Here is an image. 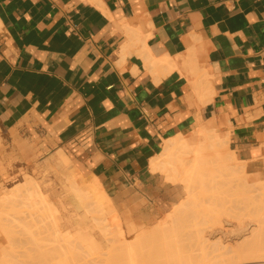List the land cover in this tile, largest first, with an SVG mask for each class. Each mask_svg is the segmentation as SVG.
<instances>
[{
    "label": "crops",
    "instance_id": "1",
    "mask_svg": "<svg viewBox=\"0 0 264 264\" xmlns=\"http://www.w3.org/2000/svg\"><path fill=\"white\" fill-rule=\"evenodd\" d=\"M148 51H195L211 99L201 104L181 70L154 73ZM211 118L264 173V0H0L5 146L31 144L44 167L83 170L112 198H155L151 159Z\"/></svg>",
    "mask_w": 264,
    "mask_h": 264
},
{
    "label": "rangeland",
    "instance_id": "2",
    "mask_svg": "<svg viewBox=\"0 0 264 264\" xmlns=\"http://www.w3.org/2000/svg\"><path fill=\"white\" fill-rule=\"evenodd\" d=\"M219 123L218 128L216 127V130L219 131L216 134L219 137L230 136L224 134V123ZM198 125L199 123L193 129H197ZM190 133H187L188 136ZM197 139L195 137L194 141H196L193 143H197ZM226 149L222 147L221 150L228 154L227 156H231L232 153ZM223 152L221 153L224 154ZM0 157V264H133L130 259L134 255L132 259L134 264H236L232 261L237 257L227 256L216 259L203 255L214 251L215 248L212 246L214 243L209 244L210 248L208 249L202 246V237L205 234L203 231L208 224L200 222L201 217L197 219L199 222L197 224L191 210H188L182 216L184 218L179 220L177 223L179 227L168 228L165 230L168 231L166 232L168 234L164 231L162 237L161 234H154V231H159L160 228L162 231V227L165 228L161 224L168 220V217L170 218L171 213H174L175 206L188 200L182 186L174 185L163 172H153L160 189L155 198L136 196L133 199L130 197L121 199L109 196L114 205L113 209L109 210L112 212L103 210L104 213L100 211L102 209L99 211L91 209L92 212L88 214L89 218L85 222L87 221L86 225L91 227V234L93 233L95 238L93 242H97L100 249L99 252H96L98 249L94 251V247L93 251L90 248L89 251L86 243L80 241L81 239L77 236L80 228L84 227L85 230V223H82L81 226L76 221L84 216L87 207L80 211L74 207L71 197L74 196V185L61 170L55 165L49 168L43 166V161L49 157L47 153L37 152L31 144H23L20 141L7 143L5 146L3 138L0 137ZM236 164L242 165V167L243 164L246 165L245 162ZM245 169L246 173L242 172V178L247 177L245 180H248L247 182L253 186L252 188L256 186L263 188L258 192L264 191V173H250L247 167ZM80 173L87 180L92 179L86 176L83 170ZM234 191L233 198L232 195L225 196L230 200L234 199L233 202L223 197L225 200H229V203L223 200L225 204H233V207L240 200L239 194H236L240 191ZM207 194L210 195L209 192ZM246 194V192L242 193L241 197ZM80 196L87 195L81 193ZM237 197L239 198L237 199ZM244 199L245 201L248 199L247 202H250L249 204L252 202V205L258 201H255L252 194L249 193L246 198L242 199V202ZM85 202L86 205L89 204L87 198ZM259 207L261 208V206ZM106 211L110 213L109 216H112V219L107 217ZM113 213L114 215H112ZM103 218H106L107 221ZM117 218L119 219L113 222L121 220L120 224L117 223L121 229L115 226V223L110 227L112 220ZM157 226L161 227L157 228ZM106 227L110 228L108 232L104 231H107ZM118 229L124 239L121 238ZM92 235L91 238H93ZM166 235L168 236L166 237ZM262 235L264 236V232ZM263 236L262 240L264 241ZM137 238L143 240L141 247L138 246V248L134 245ZM124 242L125 244L126 242L134 243L137 250L131 245L132 243L128 245L129 249H126V245L123 246ZM216 243L215 246L218 245ZM130 250H132L131 254ZM135 251L137 252L135 253ZM240 264L261 263L243 262Z\"/></svg>",
    "mask_w": 264,
    "mask_h": 264
},
{
    "label": "bare ground",
    "instance_id": "3",
    "mask_svg": "<svg viewBox=\"0 0 264 264\" xmlns=\"http://www.w3.org/2000/svg\"><path fill=\"white\" fill-rule=\"evenodd\" d=\"M146 39L147 37L141 40ZM148 40L149 38L147 39V41ZM145 43L147 42H142L143 45ZM146 45L147 47L144 45L145 47L141 49L142 52L139 51L141 52L140 54L144 52L142 54V57L143 55H145V53H147V49L150 48L148 44ZM148 52H150V54H148L144 58V61L146 60L145 63L147 67L151 68L154 73L156 72L158 76L161 75L160 72H162V70H164L166 74L172 72L175 69L181 70L184 75L187 74L186 77L188 76V79H190L192 86H194V89L199 96L200 103L202 102L201 104L206 103L211 99L213 88L210 83L211 80H209L210 71L208 72L207 70L209 68L199 67L198 64H200L201 62H197L199 59H197L198 57L196 56L197 53H195V51L193 53L190 52L189 54L187 53V55H180L178 57H170V55L167 54H164V57L163 55L161 57H156L152 54L153 51ZM198 123L199 125L197 129H193L189 134L190 136H188V134H178L177 136L166 139L164 141L162 151L157 156L151 159V169L153 171L161 173L163 172L164 174H166L167 178L170 179L172 183H174V185H181L188 197L187 201L181 204L179 203L178 206H175L176 208H174V213H171L170 218H167L168 220H163L164 223L161 225H163L165 228L162 227V231L161 228L159 231H154V234H161L160 236L162 237V234L165 230H168V228L173 229V226L179 227V224H177L179 223V220L181 218H184L182 216H184V214L187 213L188 210H191L192 216L194 217V220H196L197 224L199 223L197 219H200V217L202 219L200 220V222L208 224L203 231L205 234L202 237V246L205 247V249L206 247L208 249L210 248L208 246H210L211 244H215L216 242V244H218L216 246L213 244L212 246L213 248H215L214 251L212 253H204L203 255L205 257L220 259L229 256L237 257L232 261L236 264H240L243 262H258L264 264V241L262 240V234L264 232V191L258 192L259 189L262 190L263 188H258L260 186L252 188L253 186H251V184L247 182L248 180H245L247 179V177L242 178V172L246 171L245 167H247V165L244 166L243 164L242 167V165H238L239 163L236 164L237 162L244 163L245 161L239 160L236 156L235 151L231 150L229 146L231 138L230 136H221V138L218 136V134H216V132L218 133L219 131L216 130L218 128L217 125L219 126V124H217V121L214 119L209 121L201 120V122ZM228 134L230 135V133ZM195 137L198 138L197 143H193ZM222 147L227 148L226 150L228 152H231L232 155L227 156L228 154H225L221 150ZM221 152H223L225 155ZM238 172H240L241 177ZM68 179L72 181L74 185L73 192L77 195L71 196L75 205L74 207H76L78 211L87 207V212L84 214V216H81V218L78 219L79 221H76L80 225L82 223H85V230L84 227L80 228V230H78L77 232L79 233L77 234V236L81 239L80 241L86 243L88 250L89 248L91 250L94 247V251L98 249L96 252H99L100 249L97 246V242H93L95 238L92 235L93 233L91 234V227H88L86 225V223L88 222H85V220L89 218L88 214L92 212L91 209H98V211L99 209H102L100 211L108 210V212H112L109 211L114 207L112 199L107 195L103 184L96 177L92 178L91 180H87L81 179L78 176H70L68 177ZM248 183L250 184V186ZM234 190H236V192L237 190L240 191L236 193L237 195L239 194L238 196L240 198L237 197V199L239 198L240 200L233 207V204H225V202L229 203L228 201L230 200L225 196L230 197L232 195L231 197L233 198V196L235 195ZM232 191L234 192L232 193ZM207 192H209L210 195H206ZM245 192L247 194H252L254 200H258L256 202L261 203L257 204L254 202L255 205H252L251 202V204H249L250 202H247L249 197L246 201L244 199L242 202V199L247 197V194L246 196H242L243 198L241 197V194ZM81 193H85L87 196H80ZM228 193L231 194L229 195ZM223 197L229 200H225V198ZM86 198L89 200V204L87 205L85 202ZM223 200H225V202ZM233 200L231 199L230 201L233 202ZM259 206H261V208ZM108 212L106 214L107 217L110 214ZM114 213L112 215H114ZM118 217L120 216L118 215ZM110 218L112 219V216H109V219ZM94 219L96 220V218ZM103 219L106 220V218ZM118 219L119 218L113 219L112 222L108 221L112 223L110 227L114 225L115 222L113 221ZM120 221L116 222L115 226H120L118 225L120 224ZM107 225L109 226L108 223ZM159 227L161 226H157V228ZM106 229L107 231L104 229L103 230L105 232H108V229L110 228L106 227ZM120 229H118V231ZM166 232L168 231H165V233ZM91 235L93 238H91ZM120 235L121 238H123L122 234ZM167 236L168 235H166V237ZM146 237H148V235ZM141 238H139L140 240L138 238V240L135 239V244L132 242V244L130 242H126L125 244L124 242L123 246L126 245V249H129L128 245L131 244L132 246L136 245L138 248V246L143 243V240H141ZM145 239L146 238H144V240ZM137 241L139 242L136 243ZM136 246H134V248H136ZM91 251H93V249ZM126 252H128V250H126ZM136 252L137 251H135V253ZM131 253L132 250H130V254ZM133 257L131 258L133 259ZM132 259L130 260L134 264L135 262Z\"/></svg>",
    "mask_w": 264,
    "mask_h": 264
}]
</instances>
